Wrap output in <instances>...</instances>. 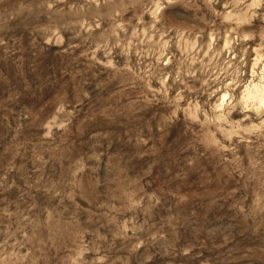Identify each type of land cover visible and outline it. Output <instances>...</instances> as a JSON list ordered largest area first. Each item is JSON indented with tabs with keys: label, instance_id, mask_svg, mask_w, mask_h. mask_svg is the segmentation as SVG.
<instances>
[{
	"label": "clouds",
	"instance_id": "clouds-1",
	"mask_svg": "<svg viewBox=\"0 0 264 264\" xmlns=\"http://www.w3.org/2000/svg\"><path fill=\"white\" fill-rule=\"evenodd\" d=\"M53 44L67 54L55 81L0 97L14 120L0 192L19 190L0 199V264H132L142 245L171 247L137 156L162 165L171 218L195 221L199 264H264V0H0V52L21 54L22 77L24 54ZM26 92L43 103L13 114Z\"/></svg>",
	"mask_w": 264,
	"mask_h": 264
},
{
	"label": "rangeland",
	"instance_id": "rangeland-1",
	"mask_svg": "<svg viewBox=\"0 0 264 264\" xmlns=\"http://www.w3.org/2000/svg\"><path fill=\"white\" fill-rule=\"evenodd\" d=\"M80 51L81 49L78 48L74 55ZM20 55L18 52L12 56H9L5 52H0V97H7L11 91L21 88L24 79L33 82L34 85L47 82L49 79L55 81L56 77L61 74L60 68L67 62V54L63 53L62 46L60 45L53 44L49 47L48 51L39 52L36 55H33L32 51H29L24 55L26 57L25 63L31 65V67L28 68L22 77L17 67L19 61L14 62L15 57ZM53 91V85L49 84L45 87L44 98L46 99L52 95ZM38 96L39 93L37 96H32L30 92L22 94L17 103L10 105L13 114L17 110H22L25 105L39 107L43 103V100L39 99ZM0 121L3 122L0 124V133L7 132L8 128L6 125L14 123L13 115L0 110ZM116 147V145H113V149ZM124 150L128 151V148L125 147ZM150 163L151 161L146 157L137 156L133 160V164L135 165L134 171H138L144 176L143 182L146 190L149 192L156 190L162 197L155 208L152 209L149 223L154 224L156 227L163 225L164 228L169 229L168 235L171 238V247L168 244H155L147 248L142 245L138 253L134 254L132 264H140L141 261L143 264H199V259L193 254L204 252L207 255L208 253L197 243L189 227L195 221L182 215L171 218L172 213L170 209L173 204V198L168 195L167 189L172 188V185L163 175L162 165L149 168ZM9 182H11V177L9 178ZM17 184H22V181L18 178ZM18 196L19 190L16 187L6 192H0V199L15 200ZM218 215V212L209 211L206 217H202V219L207 223H216ZM144 219V214L141 213L136 222L142 224ZM189 247L191 251L188 250ZM215 252L224 253V249L218 248Z\"/></svg>",
	"mask_w": 264,
	"mask_h": 264
}]
</instances>
